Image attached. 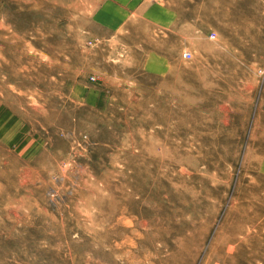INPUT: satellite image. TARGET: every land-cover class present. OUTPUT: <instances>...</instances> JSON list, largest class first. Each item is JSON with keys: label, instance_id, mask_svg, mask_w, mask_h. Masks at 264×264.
<instances>
[{"label": "rangeland", "instance_id": "1", "mask_svg": "<svg viewBox=\"0 0 264 264\" xmlns=\"http://www.w3.org/2000/svg\"><path fill=\"white\" fill-rule=\"evenodd\" d=\"M0 264H264V0H0Z\"/></svg>", "mask_w": 264, "mask_h": 264}, {"label": "built area", "instance_id": "2", "mask_svg": "<svg viewBox=\"0 0 264 264\" xmlns=\"http://www.w3.org/2000/svg\"><path fill=\"white\" fill-rule=\"evenodd\" d=\"M128 2H134V1H136V0H127ZM182 57H183V59H185V60H190L191 59V54L190 53H183V55H182Z\"/></svg>", "mask_w": 264, "mask_h": 264}, {"label": "bare ground", "instance_id": "3", "mask_svg": "<svg viewBox=\"0 0 264 264\" xmlns=\"http://www.w3.org/2000/svg\"><path fill=\"white\" fill-rule=\"evenodd\" d=\"M186 53V52H185Z\"/></svg>", "mask_w": 264, "mask_h": 264}]
</instances>
